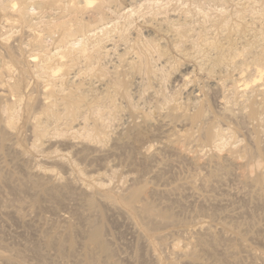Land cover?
Wrapping results in <instances>:
<instances>
[{
	"label": "rangeland",
	"instance_id": "374dc122",
	"mask_svg": "<svg viewBox=\"0 0 264 264\" xmlns=\"http://www.w3.org/2000/svg\"><path fill=\"white\" fill-rule=\"evenodd\" d=\"M93 2L0 0V264H264V0Z\"/></svg>",
	"mask_w": 264,
	"mask_h": 264
},
{
	"label": "bare ground",
	"instance_id": "6f19581e",
	"mask_svg": "<svg viewBox=\"0 0 264 264\" xmlns=\"http://www.w3.org/2000/svg\"><path fill=\"white\" fill-rule=\"evenodd\" d=\"M78 4H82V6H84L85 8L91 6L92 4L94 5V2L93 0H77ZM36 4V3H34ZM39 4V5H38ZM36 5H38L39 7L43 4L41 3H37ZM36 5H30V6H36ZM42 7V6H41ZM5 8V7H4ZM9 9H10V12L14 13L16 16H17V19H12V18H9L7 19V22L8 23H12L13 21L15 22H20V20L24 21V19L26 18V13H24L23 9L21 7H19V4L17 3H12L11 5H9ZM29 9V8H28ZM185 19H187V16H185ZM180 21V20H179ZM178 21V22H179ZM176 23V21H171L168 17L167 18H156L154 17L153 19L150 20V24L151 25H154L155 28H157L159 30V32L165 36V37H170V38H175V37H184V33L185 32H188V30H186L184 28V26L187 24V20H183V22L181 23ZM62 26L64 25L61 24ZM59 25H57L58 27ZM82 26H79V28L77 29L78 31L82 30L81 29ZM73 34H75V31L74 29H70L69 32H67L65 34V37L66 39H68L69 37H72ZM64 36V35H63ZM63 37V39L65 38ZM83 38V37H82ZM88 40V38H87ZM83 39H78L75 43H72L70 48H66L67 50L66 51H61V52H56L54 55H53V59L55 61H64L65 59L67 58H72V60L70 61L71 63H75L76 62V58L77 56H74L76 53H79L81 54L82 56L85 55V51L86 49L82 48V43H83ZM81 45V48H76L75 46L76 45ZM86 48V47H85ZM88 61V60H87ZM245 64V63H244ZM246 65V64H245ZM248 65V64H247ZM246 65V68L245 66H240V67H237L238 68V72H237V76L236 78L234 79V83H233V90H235L234 92H236L237 94H241L243 95V97L245 96L246 92H248V89L250 87H252V92L254 93V96H253V99H248L250 101V103L248 104V107L249 110H250V116L251 117H256L258 115H260V109H262V111L264 112V66L261 67L262 65L260 66H256L253 70L254 74L252 75L253 78L251 77V79H248L246 77V74L250 70V64L249 66L247 67ZM254 65V64H253ZM253 67V66H252ZM46 71L45 73L46 74H51V73H48L47 69L48 68H45ZM251 90V89H250ZM53 91V90H52ZM57 93H62V95L64 94L63 92H61L60 90H57L56 91ZM54 93V92H53ZM262 96V99H259V97ZM197 97V96H196ZM242 97V98H243ZM198 98V97H197ZM218 98V97H217ZM241 98V99H242ZM245 98V97H244ZM195 100V99H194ZM246 100V98H245ZM219 101V100H217ZM221 101V100H220ZM219 101V102H220ZM223 101V99H222ZM248 101V102H249ZM245 103V102H244ZM225 104V103H224ZM223 104V105H224ZM226 105V104H225ZM227 106V105H226ZM225 107V106H224ZM227 108V107H226ZM246 108V106H245ZM75 109L73 107H70V113L74 112ZM225 111H231L228 110V109H225ZM231 113V112H230ZM229 113V114H230ZM232 116V115H230ZM234 116V114H233ZM204 117V112L203 111H198V113L196 114V116L194 117V120L195 121H198L200 119H202ZM213 136V134H211ZM218 136V135H217ZM137 196V195H136ZM104 205L111 209L113 212H119L118 211V208L114 205V203H112V201H105L104 202ZM147 212H153L154 210L150 207H147L146 208ZM101 234L102 232L99 230V229H96L95 232L92 234L91 236V240L92 242H94L102 251L106 252L109 250V246L107 244H105L104 242L101 241ZM9 258L6 259V261H8ZM4 260V259H3ZM9 261H11L9 259ZM16 264V263H15ZM18 264V263H17ZM19 264H21V262H19Z\"/></svg>",
	"mask_w": 264,
	"mask_h": 264
}]
</instances>
